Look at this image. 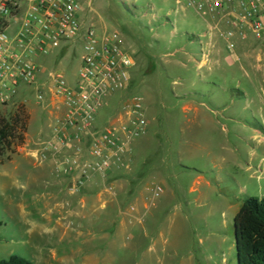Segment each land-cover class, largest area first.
Listing matches in <instances>:
<instances>
[{
    "label": "rangeland",
    "instance_id": "1",
    "mask_svg": "<svg viewBox=\"0 0 264 264\" xmlns=\"http://www.w3.org/2000/svg\"><path fill=\"white\" fill-rule=\"evenodd\" d=\"M77 1L84 29L116 33L135 65L131 87L109 99L107 114L143 98L147 135L133 145L111 206L99 215L91 201L84 229L50 235L45 210L32 213L29 183L13 177L20 170L44 175L32 153L51 133L48 114L27 89V145L0 165V262L17 256L33 264H238L235 218L247 199L264 198V43L250 33L241 40L237 27L198 15L189 0ZM227 32L235 33L232 40L221 38ZM61 53L41 67L59 69L74 86L82 51ZM186 99L204 104L209 117L184 132ZM146 163V178L158 179L164 191L146 193L148 210L141 191L148 184L140 183ZM129 204L138 212L121 217Z\"/></svg>",
    "mask_w": 264,
    "mask_h": 264
},
{
    "label": "built area",
    "instance_id": "2",
    "mask_svg": "<svg viewBox=\"0 0 264 264\" xmlns=\"http://www.w3.org/2000/svg\"><path fill=\"white\" fill-rule=\"evenodd\" d=\"M189 7L198 15L226 20L237 27L241 40L250 33L264 43V0H189ZM83 12L77 0H0V110L14 103L21 88L35 91L36 103L52 125L33 159L37 164L53 162L60 177L77 178L72 195L127 163L149 126L139 96L107 114L109 99L131 87L135 65L116 33L84 29ZM234 34L221 38L232 40ZM77 48L82 56L74 86L59 69H42L41 61L55 52L75 53Z\"/></svg>",
    "mask_w": 264,
    "mask_h": 264
},
{
    "label": "crops",
    "instance_id": "3",
    "mask_svg": "<svg viewBox=\"0 0 264 264\" xmlns=\"http://www.w3.org/2000/svg\"><path fill=\"white\" fill-rule=\"evenodd\" d=\"M83 14H85V10ZM242 70L245 72V67L242 68ZM26 91L27 89L25 87L19 90L14 103L12 104L13 106H26L28 104L29 99ZM204 106V104H196L190 99L183 101L182 110L186 120V124L183 128L184 132H187L196 126L198 127L200 121L209 117L208 114L205 113ZM44 112V114H48L46 111ZM47 116L49 120H51L50 115L48 114ZM132 153L133 152L131 151L129 155ZM148 166L149 164L146 163L142 169V178L140 183L141 185L145 183L148 184L141 190L142 197L143 195L148 197L146 193L151 191H154L155 195L158 194V197H161L164 191L160 184H158L159 180L157 179L156 183H152L154 179L146 178L150 172V167ZM35 167L44 172L42 177L32 175L30 172L25 170L17 171L14 173L13 177H18L19 179L24 178L29 183V191L31 195H33L31 197H36L32 201L30 200V208L33 211L35 210V212L32 211V213L38 212L37 209L39 208L45 210L44 218L42 217L47 221L48 225L45 229V233L52 235L59 233L60 231L62 235H67L70 233V230L74 229L75 225H77L76 231L80 228H85V221L88 217L91 218L94 214L93 210L87 211V204L89 202L93 201L96 214L99 215L111 206V203H113L115 198L118 196L115 187L122 180L121 174H125L128 164L125 163L124 165H115L109 172L107 178L104 180L93 178L92 180L86 182L76 195H72L70 189L74 186L77 178L73 179L60 177L53 162L36 164ZM152 171H154V168ZM5 177L7 178V175ZM129 183L130 185L132 184V182ZM151 199L152 198L148 197V199L143 203L144 210H148L150 207ZM136 212H138L137 207L133 204H129L126 208L119 212V214H121V217L128 216L131 218ZM123 246L128 247L129 249L137 248L136 244L126 242L123 243Z\"/></svg>",
    "mask_w": 264,
    "mask_h": 264
},
{
    "label": "trees",
    "instance_id": "4",
    "mask_svg": "<svg viewBox=\"0 0 264 264\" xmlns=\"http://www.w3.org/2000/svg\"><path fill=\"white\" fill-rule=\"evenodd\" d=\"M30 115L19 105L12 112L0 111V165L21 154L28 142ZM238 264H264V198L247 199L235 218ZM0 264H33L13 256Z\"/></svg>",
    "mask_w": 264,
    "mask_h": 264
}]
</instances>
